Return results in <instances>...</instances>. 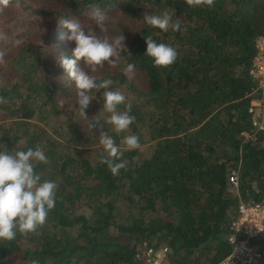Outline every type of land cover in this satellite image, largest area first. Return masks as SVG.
Segmentation results:
<instances>
[{"label":"trees","instance_id":"1","mask_svg":"<svg viewBox=\"0 0 264 264\" xmlns=\"http://www.w3.org/2000/svg\"><path fill=\"white\" fill-rule=\"evenodd\" d=\"M94 6L106 13L105 37H124L116 66L92 76L124 94L120 111L131 104L135 120L121 133L106 123L104 90H92L89 120L79 115L57 63L75 47L60 20L84 23ZM165 11L179 31L143 23ZM263 34L264 0H0V148H42L48 159L35 171L57 185L43 225L0 241V264H139L143 242L167 246L175 263L219 264L239 201L264 200V135H241L251 130L248 71ZM143 36L174 47L175 62L155 66ZM93 121L120 145L125 167L116 175L101 162ZM127 135L139 138L137 149L121 144Z\"/></svg>","mask_w":264,"mask_h":264},{"label":"clouds","instance_id":"2","mask_svg":"<svg viewBox=\"0 0 264 264\" xmlns=\"http://www.w3.org/2000/svg\"><path fill=\"white\" fill-rule=\"evenodd\" d=\"M212 0H208L211 4ZM89 17L102 28L106 20V13L99 7H93ZM143 23L161 32H177L181 29L180 22L173 20L167 12L161 14H144ZM59 24L67 29L66 39L74 43L72 58L61 54L57 63L67 72L75 89L76 108L84 120L87 118L86 109L93 100L92 90L102 92V110L109 114L106 123L111 125L116 133L128 130L135 117L131 115V104L125 105L120 111L119 106L125 104L126 97L118 90H112L111 79L97 82L88 71H95L106 63L115 67L120 50L126 49L124 37L120 34L114 40L101 38L93 29L85 30L77 18H63ZM145 43L144 55L151 58L158 67H167L177 58V51L169 44L153 40L150 36H143ZM135 65L129 63L125 73H134ZM100 93V92H99ZM87 127L99 131V143L106 158L101 162L109 168L113 175L125 167L121 159L120 145L106 131H100L101 125L97 121L88 123ZM126 150L137 149L139 138L127 135L121 140ZM6 148V146H4ZM0 148V241H12L17 234L34 232L46 221L48 213L55 207L57 185L52 180H42L35 171L36 163H46L47 156L40 147H28L24 150L7 151Z\"/></svg>","mask_w":264,"mask_h":264},{"label":"built area","instance_id":"3","mask_svg":"<svg viewBox=\"0 0 264 264\" xmlns=\"http://www.w3.org/2000/svg\"><path fill=\"white\" fill-rule=\"evenodd\" d=\"M254 84L253 97L247 114L251 130L242 132L244 141H256L264 135V34L254 42V56L248 71ZM228 183L236 192L237 170L230 171ZM231 251L219 264H264V200H240L236 217L228 227L226 237ZM168 247L143 242L135 255L139 264H179L168 260Z\"/></svg>","mask_w":264,"mask_h":264},{"label":"rangeland","instance_id":"4","mask_svg":"<svg viewBox=\"0 0 264 264\" xmlns=\"http://www.w3.org/2000/svg\"><path fill=\"white\" fill-rule=\"evenodd\" d=\"M119 20H121V19H119ZM122 21H124V22H126V23H130V21L127 20V19H123ZM114 24H116V23H114ZM82 26L85 28L86 31H87V30H90V29H93V31L96 32V34H97L98 36H100L101 38H106V37H105V35H106L105 31H104L102 28L98 27V26L95 24L94 21H92V20H86L84 23H82ZM118 27H119V25H118ZM59 34H60V36H62L63 33H62L61 31H59ZM70 52H72V50H70ZM107 66H108V65H107V63H106V64H105L104 66H102V67H97V68L95 69V71H92V70L90 69V70H89V71H90L89 73H90V75L93 76V77L98 76V74H100V73L107 72V71H110V70H111L112 66L109 65V68H108ZM142 151H145V149L142 148Z\"/></svg>","mask_w":264,"mask_h":264}]
</instances>
